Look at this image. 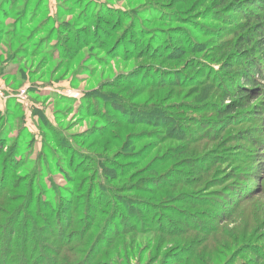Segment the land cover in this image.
I'll return each mask as SVG.
<instances>
[{
    "label": "rangeland",
    "instance_id": "obj_1",
    "mask_svg": "<svg viewBox=\"0 0 264 264\" xmlns=\"http://www.w3.org/2000/svg\"><path fill=\"white\" fill-rule=\"evenodd\" d=\"M252 1L0 0V215L19 207L17 240L40 226L0 264H48L67 242L70 264H264ZM253 48L251 83L235 56Z\"/></svg>",
    "mask_w": 264,
    "mask_h": 264
},
{
    "label": "trees",
    "instance_id": "obj_2",
    "mask_svg": "<svg viewBox=\"0 0 264 264\" xmlns=\"http://www.w3.org/2000/svg\"><path fill=\"white\" fill-rule=\"evenodd\" d=\"M220 1H221L220 2V6L221 5H225V6H229L230 5V2H229L230 0H220ZM231 5H233V4H231ZM249 6H250L249 14H251V16H250V18L247 17V21L250 20V19H254V16H261V15L256 13L255 9H257V8L258 9H260V8L264 9V0H254V1H252L250 3ZM232 7H234V6H232ZM250 24L251 23H248V25H247L248 28L250 29L249 33L253 32V34H255V35H257V34L264 35V33H263L264 32V24L263 25H261L259 23L258 24H254V25L252 24L253 26L250 25ZM246 38L251 40L250 34H247V36H245L244 40H246ZM262 40H263L262 38L258 39V42L260 43V45H262L263 44L262 42H264V40L263 41ZM255 49L256 48L245 49V50H242V51H238L239 53L236 54V56H235L238 61H241L243 63H246V62L248 63V65L251 67V69H248V68L246 69L245 68L246 70L250 71V70H252V67H255L256 70L260 69V66H259V64L257 63V60H256V56H255L256 55L255 54L256 50ZM228 66H231V63H228ZM224 67H226V64L224 65ZM262 72H263L262 70H259V75L260 76H261L260 73H262ZM254 76H255V74L253 72H251V71L249 73L246 72V79H247V77H250V80L249 79L248 80L251 83L254 82ZM163 117L165 118L163 120H166L165 124L166 123H168V124L172 123L171 120H169V118H167V116H163ZM109 173H110L109 177L111 178V181L114 182L116 174L111 169L109 170ZM163 176H162V178H163ZM167 177H171V174H168L166 176V178ZM159 182H163V180L159 181ZM149 185H153V184L151 183ZM61 198H63V197H61ZM69 199L70 198L63 199V201H65V206H66V210L64 211L66 213L65 217H69L70 218V216H72V214L75 213V211L77 209V206L79 207V205H80L79 209L81 210V205H82L81 203L82 202H79V204L76 205L75 204V200L76 199L75 200H73V199L69 200ZM53 201L56 202V200H53ZM100 203H102V202L100 201ZM70 204H71V206H70ZM94 208L95 207L92 206V212H91L92 215H93ZM13 210H14V213H11L9 215H4V214L0 215V217L3 216V218H0V230H1V232H0V245H2L3 242H6L7 244H9V246H7L8 249H9L8 251H10V254L11 253L12 254H16V252H17L16 256H17V259L20 261L19 256H18L19 243L21 244V247H22L24 253H27V251L29 249L28 244L34 238V234L29 232V231H31L32 228L33 229L40 228V226L37 225L34 228L33 225L30 226V227L28 225L27 232L25 230L22 232L23 235L27 234V238L26 239L22 238V241H21V236L19 235L18 240H17L16 234L19 232V230L16 231V227H19L20 223L18 222V220H15L16 218H14V217L16 216V214H18L16 212L19 210V207H14ZM51 210H52V205L51 204H44V219H46V221L45 220L41 221L43 224H49V222H47L48 217H50V219L52 220V215H51L52 212H51ZM131 210H134V207H132V205L129 206L128 212L131 213ZM96 219H97V216L95 215V216H93V221H91V223L94 224L93 228H95V229H97L99 224H100L98 219L97 220ZM36 221L37 220H35V221L33 220V223L36 224ZM69 224L70 225H75V223L74 224L72 223V219H70ZM20 229H21V226H20ZM91 230H92V228L89 231H91ZM89 231H87L86 234L89 233ZM64 236H66V235H62V238ZM76 236H77L78 239H80V237H78V235H76ZM78 246H79V244H78ZM21 247H20V250H21ZM45 247H49V246L45 245V242H44V248ZM59 247H60V249L58 250L56 248H53V246H50V251L54 252V254L56 255L57 259L52 260L48 256H44V263H48V264H70V263L75 261L73 259L75 254H71V253L69 254L68 253V252H70L71 249H74L77 252L76 254H82L83 253V252H81L80 249H77L76 243L71 244L70 242L69 243L67 242L66 245L63 246V244H61V246H59ZM66 251H67L68 254L66 253ZM33 259L35 260L34 264H42L43 263V260H41L39 258L33 257ZM1 261H2L1 264H7L9 262V260L8 261L1 260ZM9 263H11V262H9ZM24 264H31V262H29V260H26L24 262Z\"/></svg>",
    "mask_w": 264,
    "mask_h": 264
},
{
    "label": "built area",
    "instance_id": "obj_3",
    "mask_svg": "<svg viewBox=\"0 0 264 264\" xmlns=\"http://www.w3.org/2000/svg\"><path fill=\"white\" fill-rule=\"evenodd\" d=\"M22 93H25V90L22 91ZM4 97V93L0 90V98Z\"/></svg>",
    "mask_w": 264,
    "mask_h": 264
}]
</instances>
